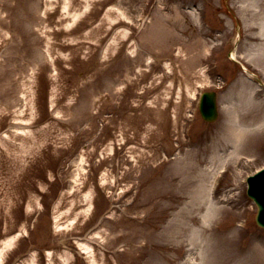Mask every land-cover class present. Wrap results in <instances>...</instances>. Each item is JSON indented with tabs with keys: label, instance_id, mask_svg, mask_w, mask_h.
I'll use <instances>...</instances> for the list:
<instances>
[{
	"label": "rangeland",
	"instance_id": "obj_1",
	"mask_svg": "<svg viewBox=\"0 0 264 264\" xmlns=\"http://www.w3.org/2000/svg\"><path fill=\"white\" fill-rule=\"evenodd\" d=\"M227 5L242 26L236 58L264 80L260 0H0V244L22 232L0 264L34 250L46 264L47 249L52 264L66 249L72 264H89L76 240L97 225L106 228L93 238L99 263L181 264L189 253L169 244L182 233L164 229L184 222L187 239L213 226L203 205L195 223L188 214L201 205L189 183L208 170L209 187L220 169L208 164L214 152L228 168L215 200L234 206L208 258L235 254L237 243L264 264V230L241 181L264 165V94L255 101L257 86L227 59L237 35ZM221 85L218 119L203 122L198 92ZM89 192L88 215L69 226ZM244 217L237 237L232 222Z\"/></svg>",
	"mask_w": 264,
	"mask_h": 264
},
{
	"label": "bare ground",
	"instance_id": "obj_2",
	"mask_svg": "<svg viewBox=\"0 0 264 264\" xmlns=\"http://www.w3.org/2000/svg\"><path fill=\"white\" fill-rule=\"evenodd\" d=\"M260 6L264 9V0H260ZM258 13H260V12H258ZM263 14L264 13H262V17H264ZM262 34L264 35L263 30H262ZM255 119H258V118L257 117L253 118V121H252L253 124L257 123L255 121ZM259 128H261V126H259ZM231 133H232V137L234 139L240 140L244 135V130H241V129L237 130L236 129L235 131L230 132V134ZM214 148H216V147H214ZM202 151H205V149H203ZM225 158L226 157L221 155V153H219V152L211 153L210 161L208 162V164L210 166H213L215 169V167H220L223 165ZM177 161H179V159H177ZM209 172L210 171H208V170L200 172L201 175L200 176L196 175L195 177H198V178H196L195 180H193L192 182L189 183L191 186H193V189L190 193L192 196V199H194L197 203L201 204L197 208L193 209V211H194L193 214H188L191 217L189 219V221H191V222H194V220L197 218L196 214H198L202 210V205L204 207L205 214L207 215V217H210L211 220L213 218H215L216 216H218L221 212V208H219L217 206V202L214 201L210 197L208 186L205 187V185H206L205 182L210 178V175H211V173H209ZM199 177H200L201 181L199 180ZM197 183H199V184H197ZM89 198H91V193L85 194L83 199H82V202H84L86 204V202L89 201ZM193 203H191L192 204L191 209L194 207ZM204 203H207V205L205 206ZM88 208H89V206H88ZM88 208L85 207V208L80 209L81 211H79V214L86 212L88 210ZM166 209H167V207H165L163 210L165 211ZM179 211H180V215H181L182 211L178 210L177 213ZM75 220H76V218H74V220H71L69 225L74 223ZM150 220L151 219H148V222H146V220H145L146 225H149ZM145 222L143 224H145ZM184 224L185 223L181 222V221L171 222V225L166 226L164 229V231H167V230L171 229L174 225H176L177 226L176 233L177 234L182 233V235H180L181 237L179 239H173L172 243L169 244V249H172L174 251H181L182 249H185L189 253L188 258H186L181 264H228L231 261H234V264H249L250 260L245 255L243 258H241V256H240L239 259H237V260L234 259V255L236 253H238V255L241 254L239 249H236L235 254H233L232 252L228 253L226 256L227 258L225 257V255L222 258H220L219 255H217L215 257L214 254L212 253L213 251H211L212 254L211 253L210 254L212 256L209 259L208 258L209 255H207V252L209 251L208 249L214 245L215 241L217 240L216 238H220V234H219L220 232L209 234L207 228L203 227L202 234H200L197 232V229H193L191 237L186 239L184 234L186 233L188 227L185 226ZM104 231L106 232V230H104ZM98 235L100 236V232H96L95 237H98ZM149 235H151L150 232H147L143 236L144 239H146ZM159 235H160L159 237H161V238L164 237L163 232ZM17 239H18V233H17V235H13L7 239H4L1 242V244H0V261L3 258V254L5 253V251L7 249H9L11 246H13V243ZM232 239H229V241H231ZM78 244H79L78 245L79 248H81L82 251L86 254V257L88 259L87 261H89V264H102V263H99L97 261L94 250H92L93 248H91V246L89 245L88 242L78 241ZM154 245H157V243L155 242ZM152 246H153V244H152ZM158 247L161 248L162 250H165L168 248V245H167V243L166 244H159ZM185 247H187V248H185ZM47 255H48V257H50L51 252L48 251ZM165 257H166V261L169 262L170 264H176V259H173V256H165ZM71 258H72V254L69 251H64V253L61 256H59V261L61 264H70ZM178 258H179V256H178ZM207 258H208V261H207ZM33 260H34V258L31 257V259L26 260V262H28L26 264H33ZM23 262L25 263V261H22L21 264H23ZM16 264H20V262L16 263ZM255 264H258V262H255Z\"/></svg>",
	"mask_w": 264,
	"mask_h": 264
},
{
	"label": "water",
	"instance_id": "obj_3",
	"mask_svg": "<svg viewBox=\"0 0 264 264\" xmlns=\"http://www.w3.org/2000/svg\"><path fill=\"white\" fill-rule=\"evenodd\" d=\"M212 97L213 95L212 94H206L203 96V99H202V103H201V111H202V114L203 116L206 118V120H213L215 118V108H214V102L212 101ZM255 181V185H257L256 181L259 182H264V174H262L261 176H259ZM262 192H263V195H262V198L260 199V203H259V206H260V209L262 210L263 209V204L264 202L262 201V199H264V189L262 188ZM260 225L264 226V223L261 221V219H257V221Z\"/></svg>",
	"mask_w": 264,
	"mask_h": 264
}]
</instances>
